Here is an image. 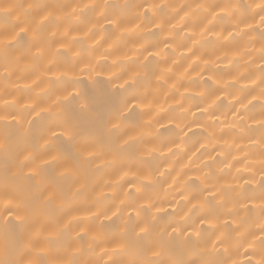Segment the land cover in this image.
Returning <instances> with one entry per match:
<instances>
[{"label": "bare ground", "instance_id": "6f19581e", "mask_svg": "<svg viewBox=\"0 0 264 264\" xmlns=\"http://www.w3.org/2000/svg\"><path fill=\"white\" fill-rule=\"evenodd\" d=\"M261 17L0 0V264H264Z\"/></svg>", "mask_w": 264, "mask_h": 264}, {"label": "snow or ice", "instance_id": "6c2138e0", "mask_svg": "<svg viewBox=\"0 0 264 264\" xmlns=\"http://www.w3.org/2000/svg\"><path fill=\"white\" fill-rule=\"evenodd\" d=\"M261 20L264 21V17H261ZM80 82L78 80L73 81V87L78 85ZM70 96H73V99H80L82 103L79 105V110L81 112H87L90 109V98L87 95V93L81 91H76L74 95L72 93L69 94ZM9 217H12L13 213L11 210H7ZM16 219L21 220L22 217L17 216ZM141 231H144L143 229Z\"/></svg>", "mask_w": 264, "mask_h": 264}]
</instances>
